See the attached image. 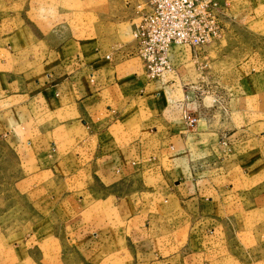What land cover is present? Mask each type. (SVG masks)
Wrapping results in <instances>:
<instances>
[{
    "label": "crops",
    "instance_id": "obj_1",
    "mask_svg": "<svg viewBox=\"0 0 264 264\" xmlns=\"http://www.w3.org/2000/svg\"><path fill=\"white\" fill-rule=\"evenodd\" d=\"M26 1L40 8L0 9V129L38 220L28 235L0 234V264L54 258L58 232L71 241L67 228L75 245L95 228L96 264H199L182 252L191 242L176 217L197 215L206 193L263 190L264 133L213 144L220 179L189 152L185 132L201 127L185 118L196 119L179 72L188 51L162 79L144 74L132 37L144 0ZM158 196L165 205L150 209ZM154 212L175 237H160L159 254L136 255L129 247L149 238Z\"/></svg>",
    "mask_w": 264,
    "mask_h": 264
},
{
    "label": "rangeland",
    "instance_id": "obj_2",
    "mask_svg": "<svg viewBox=\"0 0 264 264\" xmlns=\"http://www.w3.org/2000/svg\"><path fill=\"white\" fill-rule=\"evenodd\" d=\"M227 1L228 17L220 37L196 53L190 55L186 52L179 70L186 90L184 95L188 102H194L192 107H187V112L198 121L188 125V128L192 129L197 124L201 127L185 132L189 152L195 158L194 162L200 161L205 166L214 167L215 176L220 179L222 171L216 170V152L219 154V150L215 152L213 144L223 141L224 146L229 145V142L243 137L245 131L248 139H259V132L264 133V0ZM92 7L93 2L87 9L91 10ZM4 8L28 13L40 7L36 4L30 6L26 0H0V9ZM40 11L43 12L42 9ZM241 67L245 69V75ZM245 127L247 130H244ZM3 134L0 129V234L22 232L28 235L33 230L31 222L38 220L32 214L34 198L28 196L30 182L20 179L15 152L5 149ZM225 152L234 151L230 148ZM198 167L203 169L201 164ZM260 190L206 193L205 196L212 195V199L208 196L207 205L201 206V210L199 205H195L194 210L199 212L197 215H178L177 220L184 221L182 233L191 242V246L182 247L183 254L198 255L199 264H264V189ZM150 199L152 210L154 206L165 205L161 196ZM188 206L193 209L192 203ZM152 214L151 220H146L150 229L149 238L145 235L143 238L147 240L139 239V243L133 242L134 245L129 247L136 255L159 254L160 237L165 234L169 238L175 237L173 230H164L167 219L160 221L157 219L160 214ZM189 222L193 223L189 225ZM67 229L72 242L69 240V244L65 245L64 231H59L54 258L39 264H96L92 249L97 241L95 228L88 229V232L83 230L88 236L78 245L73 244L75 230ZM121 233L118 237H121ZM149 241L156 242L155 245L159 247L155 248ZM79 244L82 245V251L79 250L81 255L77 251ZM42 249L46 252V245Z\"/></svg>",
    "mask_w": 264,
    "mask_h": 264
},
{
    "label": "built area",
    "instance_id": "obj_3",
    "mask_svg": "<svg viewBox=\"0 0 264 264\" xmlns=\"http://www.w3.org/2000/svg\"><path fill=\"white\" fill-rule=\"evenodd\" d=\"M227 0H144L132 30L135 51L149 81L175 71L184 52L196 53L220 37ZM188 124L196 121L185 116Z\"/></svg>",
    "mask_w": 264,
    "mask_h": 264
}]
</instances>
